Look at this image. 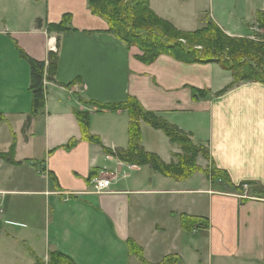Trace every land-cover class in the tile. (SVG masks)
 <instances>
[{
	"label": "crops",
	"instance_id": "0c3cea01",
	"mask_svg": "<svg viewBox=\"0 0 264 264\" xmlns=\"http://www.w3.org/2000/svg\"><path fill=\"white\" fill-rule=\"evenodd\" d=\"M228 1L150 0V9L179 31L200 30L210 18L228 36L245 38L258 28L264 0ZM0 2V154L15 144L20 162L0 159V264H264L263 83L228 89L232 73L217 63L162 56L144 65L137 48L92 14L90 0ZM65 16L70 30L49 33ZM57 41L55 82L45 81V104L34 112L20 51L48 66ZM129 98L206 148L210 159L197 165L215 166L231 183L214 184L201 171L178 181L107 154L128 149L130 118L90 104ZM77 113L89 115V133L101 145L85 140ZM140 128L146 153L177 163L179 146L143 121ZM94 173L109 181L106 193H95Z\"/></svg>",
	"mask_w": 264,
	"mask_h": 264
},
{
	"label": "trees",
	"instance_id": "16d2710c",
	"mask_svg": "<svg viewBox=\"0 0 264 264\" xmlns=\"http://www.w3.org/2000/svg\"><path fill=\"white\" fill-rule=\"evenodd\" d=\"M130 1L135 5L133 8ZM90 11L94 16L102 18L108 23L109 32L124 42L128 49L137 48L140 55L136 59L144 65H151L161 56H169L175 60L187 64H211L217 63L225 71L231 72L233 83L228 87L232 88L240 82H260L264 84V61L259 60L262 66L252 62L241 61L250 58L245 53L238 52L232 45H243L253 47L264 56V44L254 43L246 38L233 39L228 37L214 22L209 21L204 28L195 32H183L177 30L172 24L160 19L151 9L150 0H90ZM71 16H65L58 25H49V33L62 34L70 30ZM257 27L264 29V14H257ZM202 47V50L196 49ZM60 43L57 41L55 53L48 58V66L45 61H36L28 57L23 51L20 56L26 60L31 70V91L34 96V112L45 104L44 83L45 81L55 82L58 69ZM228 52L227 58L221 60L218 54ZM224 90L222 93L226 92ZM199 95L205 96V92ZM90 105L96 107L100 112L117 113L126 111L130 115L129 126V147L125 151L110 152V156L132 166H150L152 170L164 177L174 180H187L196 172H203L212 183L223 182L230 184L227 173L212 166L210 170H202L197 165V159L202 157L210 159L209 151L203 146H196L191 139L177 127L170 125L154 113L146 111L141 104L133 99L117 104H100L93 102ZM76 117L82 126V132L86 141L101 145L100 139L91 136L89 133V115L77 113ZM5 119L0 115V122ZM144 122L154 130L162 131L170 142L180 147L182 154L176 156L177 163L167 166L155 155L148 154L141 146L140 123ZM3 159L11 165H19L15 161V144L7 154H0ZM97 173L90 176L91 182ZM132 253L142 258L140 250L133 245ZM61 260V259H60ZM60 260L51 261L50 264H59ZM62 262V261H61ZM162 264H171V261H164Z\"/></svg>",
	"mask_w": 264,
	"mask_h": 264
},
{
	"label": "rangeland",
	"instance_id": "374dc122",
	"mask_svg": "<svg viewBox=\"0 0 264 264\" xmlns=\"http://www.w3.org/2000/svg\"><path fill=\"white\" fill-rule=\"evenodd\" d=\"M224 2V6L225 5H230V2L228 0H223ZM131 3V6L132 8L135 6L133 4V1H130ZM0 5H1V2H0ZM263 13V12H262ZM264 14V13H263ZM105 21V20H104ZM211 21L210 18H208L205 22V24H209ZM258 29V28H257ZM254 30V31H248V35L245 37L246 39H249L251 40L252 42L254 43H260V44H264V29H258V30ZM249 30V29H248ZM244 32L245 34H247V29L245 28L244 29ZM227 35V34H226ZM228 36V35H227ZM245 36V35H244ZM230 38H233V39H237L238 37H231V36H228ZM54 42L52 39L50 40L49 44L51 45V43ZM55 44V43H54ZM234 49L237 50V53L238 52H241V53H245V55L247 56H250L251 58H253V60H250V58H244L242 59L241 61H244L245 63H249V62H252L255 64V61L258 65L262 66L260 63H258L259 60L261 61H264V56L262 54H260L258 51H256L253 47L251 48H248L247 46H243V45H238V46H235V45H232ZM54 47V46H53ZM196 49L198 50H202V47L200 46H196ZM228 55V52L225 51V52H222L220 54H218V57L221 59V60H225L227 58ZM162 57V56H161ZM137 60V59H136ZM138 61V60H137ZM141 63V62H140ZM155 63V62H154ZM153 63V64H154ZM264 70V69H263ZM126 112V111H124ZM128 114V112H126ZM129 118H130V115L128 114ZM130 121H131V118H130ZM212 167L210 168H207L205 170H210ZM114 177V176H112ZM104 180V179H103ZM105 181V180H104ZM106 186L104 188H96L95 185H93L94 189H95V193L97 194H102V193H106V191L109 189V186H110V183L108 180H106ZM2 203L0 201V212H2ZM2 216V215H1ZM103 260V259H102ZM106 261H91V263L93 264H105Z\"/></svg>",
	"mask_w": 264,
	"mask_h": 264
},
{
	"label": "built area",
	"instance_id": "2783aa9c",
	"mask_svg": "<svg viewBox=\"0 0 264 264\" xmlns=\"http://www.w3.org/2000/svg\"><path fill=\"white\" fill-rule=\"evenodd\" d=\"M53 45H52V47L53 46H55V44L54 43H52ZM91 184L92 185H95L96 186V188L98 189V188H104L105 186H106V180L104 181L103 179H98V178H96V179H93V181L91 182ZM1 194V193H0ZM0 219H1V212H0Z\"/></svg>",
	"mask_w": 264,
	"mask_h": 264
}]
</instances>
